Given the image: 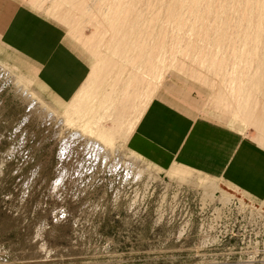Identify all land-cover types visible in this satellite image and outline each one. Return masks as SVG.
I'll return each instance as SVG.
<instances>
[{"label": "rangeland", "instance_id": "obj_1", "mask_svg": "<svg viewBox=\"0 0 264 264\" xmlns=\"http://www.w3.org/2000/svg\"><path fill=\"white\" fill-rule=\"evenodd\" d=\"M71 1L75 0H0V264H96L101 259L104 264H157L165 248L171 259H176L175 253H183L188 261L203 260L199 254H192L196 250L188 242V234L181 237L180 232L185 225L191 227L194 223L200 233L210 229L212 213L208 208L225 199L245 210L239 218L242 227L235 230L242 233L241 241L246 236L251 238L253 228L258 234L259 223H264V135L260 130L261 121L257 122L263 109L258 105L257 113L253 111L256 116L248 110L252 107L242 106L236 113L234 103L229 102L231 110L228 102L223 105L226 108L220 106L212 98L213 92L222 90L219 92L230 97L232 91L228 92L226 85L231 80L208 67L213 63L229 72L234 65L244 67L245 71L249 66L251 76L248 77L258 81L264 80L261 60L250 63L235 49L242 44H163L165 57L157 61L159 67L152 80L149 78L151 64L135 61L130 64L133 60L124 53L129 52L132 39L139 37L146 42V33L162 26L173 32L167 23L171 15H178L179 33H190L192 25L203 17L200 11L203 0H160L162 10L157 0L155 3L128 0L132 10L137 2L136 9L127 14L130 21L124 26L132 32L120 35L107 28L111 18H100L103 15L99 13L102 6L99 2L100 8L95 6V0H80L91 5L90 12L83 15L71 6ZM97 8L100 16L94 13ZM157 10L161 11L159 17ZM65 13L70 14L72 21L61 20ZM153 46L150 44V49ZM176 46H180L176 48L178 51L188 47L189 54L186 51L182 54L185 49L180 50L181 54L176 53L175 48L176 52L171 49ZM201 48H216L217 55L212 53L211 61H201L196 58L204 55L200 53ZM169 49L176 56L172 61L165 60ZM147 52L143 56L148 57ZM92 69L93 77L86 84L89 93L85 99L82 97L75 118L66 122L61 117L62 102L67 103L77 87L86 82ZM242 78L237 80L243 81V85L240 82L241 102L247 100L248 92L261 102L262 86H248L247 76ZM121 80L127 82L123 81L126 85L119 86L118 91L137 95H132L133 99L129 94L127 98L132 100L130 104L129 100H123L128 104L124 106L122 101L123 109H128L133 102L138 105L143 96L153 95L137 131L124 147L120 139L112 145L100 142L93 129L83 126L101 119L87 113L97 110L95 101L102 95L108 96ZM102 83L107 84L103 91ZM32 96L41 103L32 100ZM130 109L128 114L136 111L132 106ZM37 118L47 131H39ZM192 122L198 124L191 137L196 141L199 155L177 151L187 138ZM103 123L106 128L113 126L110 120L98 122L104 127ZM114 133L108 132L112 137ZM163 140L172 141L173 146L164 148ZM128 142L146 159L131 161L123 152L124 148L129 149ZM173 161L192 167L195 179L173 177L170 170ZM148 162L151 165L147 166ZM196 176L206 183H197ZM209 182L218 189L207 190ZM66 188L75 190L76 196L70 199ZM177 192L181 195L177 196ZM138 196L141 200L151 197L156 207L166 212L161 231L153 232L152 224H148L139 242L126 237L111 251L105 249L101 257L93 225L103 219L107 221L103 229L111 231L109 198L117 203V197L133 201ZM156 215L159 213L154 211ZM244 227L249 229L247 233ZM209 236L216 239L212 232ZM177 241H183L180 248L169 247ZM221 259L226 261L227 257Z\"/></svg>", "mask_w": 264, "mask_h": 264}, {"label": "bare ground", "instance_id": "obj_2", "mask_svg": "<svg viewBox=\"0 0 264 264\" xmlns=\"http://www.w3.org/2000/svg\"><path fill=\"white\" fill-rule=\"evenodd\" d=\"M76 1L77 0L71 1V4H72L71 6H75L79 10L80 14L83 13V15H84V14H88L90 12L91 5L90 4L87 5V3H88L87 1H86L87 3L84 2V1L82 3V1H80V0H79L80 2H78V1L76 2ZM91 1H93V0H91ZM159 1L160 0H157L156 2H158V3H156V4H159L160 2H162V1H160V2ZM180 1H184V0H180ZM94 2H96L95 6H97V4H98L97 2H99V5H102L101 8L105 5V7L103 9H101L99 6H97L101 10L99 8H97L96 11H94V13H96L95 15L98 16L99 13L101 12L100 14L103 15V17L101 16L100 18H102V20H103V18H107V17L111 18L112 22L107 25V28L109 30L115 32L117 35H120L122 32L124 34L132 32L131 29L127 30L126 28H124V26L127 25L126 23H128V21H130V18L128 17L127 14L129 13L130 10H132L130 8L132 6L131 4L134 1L133 2L131 1L132 3H129L128 0H126V1H124V0H113V1L112 0H100V1L98 0V1H96L95 0ZM148 2H149V0H148ZM89 3L93 4V2H89ZM153 3H155L154 0H153ZM239 3L241 5H239ZM135 4H133V10L136 9V7H134ZM173 4H176V2L173 3ZM158 6L159 7L162 6L161 3ZM188 6H190V5H188ZM92 7H93V5H92ZM160 8L162 10V7H160ZM98 9H99V13L97 14ZM158 10H160V9H158ZM158 10L156 12V16H158V15L160 16V14H161V11H158ZM91 11H93V9H91ZM200 11L202 12L203 17H201L194 25H192V30L188 34H186V33L182 34V33L178 32L179 29L181 28V25L177 22L178 21V15H176V16H172L171 15L169 17H172V18L168 19L167 23L170 24V27L172 28L173 32L168 31L167 28L162 26V27L156 28V30H152V32H147L145 37H144L146 42L145 41H141L139 37H137L135 40L133 38L132 39V44H130L131 48H130L129 52H124L125 54L130 55L129 58L133 60V61H130V64H132L134 61L136 63H144V62H146L147 64H151V68L149 70V72H150V77L149 78L153 80L154 79L153 76H155L154 75V73H155L154 71H155V69L157 67H159L158 65L160 63V62L158 63L157 61H160V59L162 57L163 58L165 57V53H164V50H163V44H199L198 46H200V44H211V45L212 44H220V45L221 44H230V45L231 44L232 45L233 44H242V46L239 49H237V47L235 48L236 51L244 54L246 56L247 60L250 61V63L253 62V61L256 62V60L257 61L261 60V63H263L262 64V68L264 70V0H203L201 2ZM158 12H160V13L158 14ZM67 13H69V12H67ZM67 13H65L63 15V17H60L61 20L63 19L64 21H66V20L68 21V19H70V17H69L70 14L67 15ZM219 13H226V14H224L222 16H219L218 15ZM122 14H123V16H122ZM156 16L154 15L152 17L154 19H156L157 18ZM114 17L116 19H114ZM187 24H189V23L186 22V25ZM127 31H129V32H127ZM150 44H154V46L151 47V49H150ZM190 47H191V45H190ZM174 48L175 49L176 48H180V46L171 47L172 50H174ZM181 48L185 49V50L180 49V50H182V54L185 53L184 51H186V53L189 54V52H188L189 48L188 47H184V48L181 47ZM194 48H192V49H194ZM147 49H149L148 52H147ZM171 49H169V51L167 52V55H166L167 59H165V60L172 61V60H174L176 58L175 53H173L175 50L174 51H170ZM123 50H125V49H123ZM234 50H233V52H234ZM145 51L149 54L148 57L143 56ZM179 51L177 50V52L176 51L175 52L179 53ZM200 53H202L204 55L202 57L200 56V57H196V58H200V60L204 61V62H206V60H208V59H210V61H211V59L214 58L212 53L216 54L217 53V49L215 48V50L214 49L210 50V49L204 48V49H202V51ZM234 53H236V52H234ZM180 54H181V51H180ZM188 54H187V56H188ZM216 55H215V58H216ZM165 60L162 61V62H165ZM226 60H228V58ZM242 60H243V58H242ZM144 65H146V64L144 63ZM211 65L212 66H209L208 69L215 70L216 73H220V74L223 73L222 75H223L224 79L227 77V78H229V80H231L229 84L227 82L228 85H226V90L228 89V92H229V90L232 91L231 92L232 94L230 93V95H229L230 97H227L228 96L227 93L225 94V96L227 95L225 97L224 96V92L221 93L219 91H222V90H218L216 92H213V96L214 97H212V98H215V101H217L218 104H221L220 106L225 107V108H226V106H223V105H226L227 102H228V104H229V102L230 103H234L232 106H233V108L234 107L236 108L235 109L236 113H237L238 109L242 108V106H243L244 109L246 108V106H248L250 108L251 107L253 108V109L251 108V110L248 109L249 112H252V115H256V114H253V111L255 110V113H257L256 109L258 108V105H259L260 108L263 109L261 111L262 115H261V117H259V119H258L259 121H257L256 119L255 120L257 122L261 121L260 122L261 123L260 130L262 131V133L264 135V99H262V101L259 102L261 99H259V101L256 100L254 95L252 93L248 92V94L246 95L247 100L242 103L241 99L243 97H242L241 91H240L241 90L240 89V82L241 81L240 82L237 81L241 77H243L242 79H245L244 77L247 76V78H248V80L246 82L247 85L248 86H257V85L260 86L261 85L262 87L260 89H263L262 90V92H263L264 91V80H258V81L254 80L255 82L252 81L250 79V77H248V76H251L250 75L251 73L249 72V66L246 68V71H245L244 67H243L244 69L242 67L241 68H237V66L235 67V65H234L232 68H230L231 70L229 72H225V68L223 66H220L219 63H218L219 66H213V63ZM145 68L146 67H144V69ZM258 68H261V66L258 67ZM93 70L94 69H92L91 74L89 75V77H87L88 79H86V82L84 83V85L81 87L79 92L76 94V96L70 102V104L68 105L67 109L65 110V112L61 116V117L65 118L66 122H68L70 120L72 121V119L75 118V116L78 114V110H79L78 107H80V104H81V101H82V97L85 99V95H87V93H89V89H88L89 87L87 88L86 84L93 77ZM263 70H262V72H264ZM259 71L261 72V70H259ZM197 74H194V75H196V77L197 76L199 77V75H197ZM150 79H149V82L151 81ZM123 81H126V80L119 81L120 84H117L115 87H113L108 96H103L102 95V98L99 101H97V100L95 101V106H96V108H98L97 110H93L92 112L87 113V115H91V116H94V117L101 116V119L98 118L97 122L94 123V124L89 121L88 123L84 124L83 126L85 128L88 127L89 129H93L96 132V137H97V139L100 142H102V141L104 142L105 141L106 143L112 145V144H115L114 142L117 139H120V141H122L121 143H122V145L124 147L126 145V143H127V140H129L128 138H130L132 136L131 134L134 132V130L136 129V126L138 125V123L142 119V116H143L144 112L147 110V108H148V106H149V104H150V102L152 100L151 98L153 97V95H152V97L150 96L149 98H148V96L147 97L143 96L144 97L143 101H141V103H139L138 105H135V103L132 101L133 104L130 105L129 107L131 108V106H132L133 109H134L135 106H137V108L134 109L136 111L133 110L134 112L132 114H128L127 112L128 111L131 112L132 109H130L129 107H128V109H127V107L123 109V107H121V105L124 102L123 100H129L128 104H130V102H131V100L133 98L132 95L134 96L136 94H135V92L130 94V92H127V91H126L127 93L126 92L123 93V92L118 91V90H121L120 89L121 87L126 85V84H123L124 83ZM242 82H241V84H242ZM129 83H127V84H129ZM106 85L107 84L102 83L101 91H103V88H105ZM247 85L245 84V86H247ZM119 86H121V87H119ZM86 88H87L88 91L85 90ZM242 89H245V88H242ZM84 90L86 91V94L84 93L85 92ZM144 91H143V93H144ZM250 92H251V90H250ZM129 94L132 97L131 100H130V97L127 98L129 96ZM136 96H135V98H136ZM253 97L255 98L254 100H253ZM263 98H264V96H263ZM32 100H35V102L36 101L40 102L35 96L33 97ZM125 103H126V101L124 102V106H125ZM230 105L231 104H229V106ZM214 106L215 105H213V107ZM228 108H229V110H231L230 109L231 106L228 107ZM259 110L260 109H258V111ZM48 111H49L48 114L53 116L52 115L53 113L50 110H48ZM230 112H232V111H230ZM224 114L225 113H223V117L226 116V115L224 116ZM129 116H131L130 118L132 119V120L130 119V121H129ZM230 116L233 117V115H230ZM230 116H229V118H230ZM218 117H219V115H218ZM247 117H245V118H247ZM253 117L255 118V116H253ZM249 118L251 119L252 117H249ZM233 119H235V117ZM102 120H107V121L110 120L113 123V126L110 127V128H106L104 123H103L104 127L102 125H99L98 122L102 121ZM125 121L126 122L129 121V122L128 123H124ZM109 130L110 131L111 130L115 131V133L113 134L115 136L112 137V135L108 134ZM119 132H123V135L119 136ZM124 132H125V135H124ZM117 143H120V142H117ZM124 149L125 150H123V152L125 151V155L127 154V156L130 158L131 161L134 162V161H138V159L139 160L144 159V158L138 156L137 154H135L136 152L134 153L130 149H127V148H124ZM101 153H103V152H101ZM141 161H143V160H141ZM136 163H138V162H136ZM150 163L148 162L147 166L151 165ZM170 170H171L172 176L173 177L176 176L177 178L180 176L183 179H186V178L190 179L189 177H191V176L194 177L195 176V175H193V174H195V173H193V169H191L189 167H186V166L179 165V164H174L170 168ZM197 178H198L197 179V183H199V184L200 183H202V184L206 183V182H203V178L202 177L198 176ZM194 179H195V177H194ZM210 186H211V188H210ZM205 187H207V184L205 185ZM206 189L209 190V191L211 190L212 192H214V191H216L217 186L214 183H210L209 182L208 188H206ZM211 196H209L210 199H212ZM205 197H207V196H205ZM223 198H225V197H223Z\"/></svg>", "mask_w": 264, "mask_h": 264}, {"label": "snow or ice", "instance_id": "obj_3", "mask_svg": "<svg viewBox=\"0 0 264 264\" xmlns=\"http://www.w3.org/2000/svg\"><path fill=\"white\" fill-rule=\"evenodd\" d=\"M36 127L40 132L47 131L39 118L36 120ZM66 191H68L70 199L76 196L75 190L69 191L66 188ZM88 195L93 194L89 193ZM145 195L147 196V194ZM176 195L179 196L181 193L177 192ZM169 198H171V193H169ZM117 201L114 203L110 198L108 200L107 206L112 210L111 231L103 229V224L107 223L103 219L99 224L93 225L100 244L98 252L101 257L104 256L105 249L111 251L113 247L124 242L126 237L139 242L143 233L147 231L146 225L148 224H152L153 232L161 231V220L166 218V212L162 208L156 207V202H153L151 197L141 200L138 196L133 201L117 197ZM154 211L159 215L154 216ZM208 211L212 213L210 229L206 228L203 233H200L195 230L194 223L191 227L185 225L184 230L180 232L181 237L188 234V242L193 243L196 250L192 254L194 256L199 254L203 260L196 258L188 261L183 253H175L176 259H171L167 248H165L157 264H264V223H259L258 234L257 229L253 228L251 238L246 236L241 241L242 233H236L235 230L242 227L239 218L245 214V210L235 206L234 201L221 200L209 207ZM205 218L207 219V217ZM248 231L249 229L244 227V232ZM209 232L214 233L216 239H212ZM182 243L183 241H177L169 247L180 248ZM155 246L161 247V245ZM222 256L227 257V260H222ZM96 264H104V261L98 260Z\"/></svg>", "mask_w": 264, "mask_h": 264}, {"label": "crops", "instance_id": "obj_4", "mask_svg": "<svg viewBox=\"0 0 264 264\" xmlns=\"http://www.w3.org/2000/svg\"><path fill=\"white\" fill-rule=\"evenodd\" d=\"M84 84H80L78 87H77V89H76V91L74 92V94L69 98V100H73V98L76 96V94L79 92V90L81 89V87L83 86ZM81 86V87H80ZM43 88H45L44 86H42ZM79 89V90H78ZM78 90V91H77ZM77 92V93H76ZM76 93V94H75ZM72 98V99H71ZM38 99V98H37ZM39 100V99H38ZM68 100V101H69ZM40 101V100H39ZM66 101L67 103H65V102H62L63 103V107H62V115H63V113L65 112V110L67 109V107H68V105L70 104V102L71 101ZM41 102V101H40ZM47 108V107H46ZM48 109V108H47ZM148 109V108H147ZM49 110V109H48ZM51 111V110H50ZM52 112V111H51ZM53 113V112H52ZM141 121V120H140ZM140 123V122H139ZM138 123V124H139ZM138 126V125H137ZM137 126H136V128H137ZM182 126V125H181ZM189 128H190V132H189V134H188V136H187V138L185 139L184 138V140H183V142H181L180 143V145H179V147L177 148V151H181V150H183V151H186V153L188 154H197V155H199V150H198V147H197V144H196V141H194L193 139H192V134H194L195 133V131L197 130V128H198V124L196 123H191L190 125H189ZM137 131V129H135L134 130V132H133V134L135 133ZM133 134H132V136H133ZM131 136V137H132ZM192 136V137H191ZM162 142H166L165 144H163L162 146H164V148H170L171 146H173V143H172V141L170 142V141H162ZM129 142H128V148L132 151V152H136V151H134L133 149H132V147L131 146H129ZM169 145V146H168ZM194 151H196V152H198V153H196V152H194ZM135 154H137L138 156H140V157H142V158H144V159H146L143 155H141V154H138L137 152L135 153ZM174 164H179V165H182V166H186V167H189V166H187V164H185L184 162H179V163H177V162H173L172 163V166L174 165ZM171 166V167H172ZM189 168H191V169H193L192 167H189ZM194 170V169H193ZM211 177H213V176H211ZM218 189V188H217Z\"/></svg>", "mask_w": 264, "mask_h": 264}]
</instances>
